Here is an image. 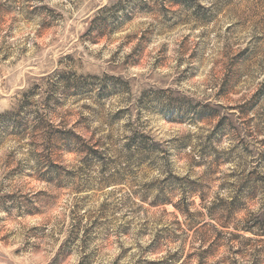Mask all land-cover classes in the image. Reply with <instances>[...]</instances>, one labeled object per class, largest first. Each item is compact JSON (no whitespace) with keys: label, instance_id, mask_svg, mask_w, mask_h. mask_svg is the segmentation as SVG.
Masks as SVG:
<instances>
[{"label":"rangeland","instance_id":"rangeland-1","mask_svg":"<svg viewBox=\"0 0 264 264\" xmlns=\"http://www.w3.org/2000/svg\"><path fill=\"white\" fill-rule=\"evenodd\" d=\"M7 113L0 264H264V0H0Z\"/></svg>","mask_w":264,"mask_h":264},{"label":"trees","instance_id":"trees-1","mask_svg":"<svg viewBox=\"0 0 264 264\" xmlns=\"http://www.w3.org/2000/svg\"><path fill=\"white\" fill-rule=\"evenodd\" d=\"M59 76V75H58ZM54 77H57V74L55 75V76H53L52 78H54ZM50 79V78H49ZM94 80V79H97L96 77H93V78H91V80ZM59 83V81H55V82H53V90H51V93H53V94H55L56 93V87L59 85L58 84ZM87 83V82H86ZM85 84V82H77V81H73V82H67L66 83V90H65V93L67 94H69L70 92H69V89H70V87H72V86H75V87H79V86H81V85H84ZM90 85H94V83H92V82H90L89 83ZM96 85V84H95ZM40 88H43V86L42 85H39V87H37V88H35V89H33L31 92H28V93H25V95H24V97H25V103H32L33 101V98H35V96L36 95H38L39 93V89ZM10 114V113H9ZM42 118L43 117H40V121H42L43 122V120H42ZM7 119H9V116H8V113H7V115L5 114V115H3V116H1L0 117V121L1 122H5Z\"/></svg>","mask_w":264,"mask_h":264}]
</instances>
